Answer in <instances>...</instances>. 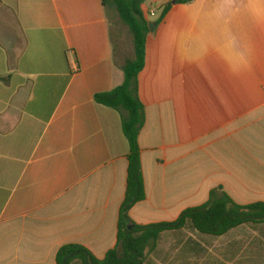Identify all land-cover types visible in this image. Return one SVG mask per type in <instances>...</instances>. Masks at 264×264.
<instances>
[{"label": "crops", "instance_id": "obj_1", "mask_svg": "<svg viewBox=\"0 0 264 264\" xmlns=\"http://www.w3.org/2000/svg\"><path fill=\"white\" fill-rule=\"evenodd\" d=\"M171 1L142 5L156 27L139 75L147 198L129 216L140 226L175 222L218 187L241 206L264 202V0H194L157 24ZM111 11L0 0V264H57L67 245L103 260L117 246L129 144L119 112L94 98L123 84L134 46ZM250 231L264 241V224L198 234L232 249L205 263L204 246L186 243L180 261L264 264Z\"/></svg>", "mask_w": 264, "mask_h": 264}, {"label": "trees", "instance_id": "obj_2", "mask_svg": "<svg viewBox=\"0 0 264 264\" xmlns=\"http://www.w3.org/2000/svg\"><path fill=\"white\" fill-rule=\"evenodd\" d=\"M193 1L172 0L165 5L157 24L174 5ZM143 3V0H104L105 7L109 11L114 9L120 21L128 27L134 46L133 59L128 60L123 67V84L110 92L96 94L94 98L97 104L119 112L122 130L129 144L127 188L120 209L118 243L103 260L96 258L82 246H64L57 254V264H143L149 242H159L162 235L168 232H182L190 228L200 235L222 237L249 223L264 224V202L241 206L235 203L222 187L211 191L206 204L185 210L175 222L140 226L131 220L130 210L147 198L141 160L142 149L139 145V136L146 120L145 108L139 98V75L145 67L147 37L150 33V22L142 10ZM131 225L133 228L129 230ZM120 245L122 251L118 255ZM201 248V244L193 238L186 244V250L195 251Z\"/></svg>", "mask_w": 264, "mask_h": 264}, {"label": "rangeland", "instance_id": "obj_3", "mask_svg": "<svg viewBox=\"0 0 264 264\" xmlns=\"http://www.w3.org/2000/svg\"><path fill=\"white\" fill-rule=\"evenodd\" d=\"M110 6L111 3H110ZM112 14L114 16V21L115 25L121 26L125 28V37L128 36L129 34L132 37L129 29L127 26H125L121 21L120 18L117 14V12L112 9ZM150 23H153L149 21ZM118 40V37H117ZM119 42V40H118ZM117 42V48H120V42ZM259 233V234H258ZM257 233V235H254V232L250 231L249 238L251 240H248L247 243L251 244H258L259 245H264V241L260 240L258 241L257 238H259L260 231ZM238 234V233H236ZM253 236H256V238H253ZM244 237V236H243ZM193 238L197 242L201 243L204 246V249L207 251V257L206 259H202L203 262L208 263L206 261L210 260L211 254L214 256H222L225 254L226 250L232 249L229 244L231 241H225V242H220L217 239H203L201 240L199 235L192 231L190 228H187L186 230L182 232H168L162 235L161 239L159 242L155 243L153 241H150L146 250H145V258H144V263L143 264H182L180 261L181 259V253L184 248V245L191 239ZM248 238H246L247 240ZM242 240V239H240ZM244 240V239H243ZM261 248V247H260ZM263 248V247H262ZM261 248V250H262ZM221 259V258H220ZM201 262L196 260L191 261V264H200ZM78 264V263H76Z\"/></svg>", "mask_w": 264, "mask_h": 264}, {"label": "water", "instance_id": "obj_4", "mask_svg": "<svg viewBox=\"0 0 264 264\" xmlns=\"http://www.w3.org/2000/svg\"><path fill=\"white\" fill-rule=\"evenodd\" d=\"M155 27H156L155 23H150L149 24V29H150L151 32L155 29ZM132 228H133L132 225L128 227L129 230H131ZM121 251H122V245L119 246L118 255H120Z\"/></svg>", "mask_w": 264, "mask_h": 264}]
</instances>
